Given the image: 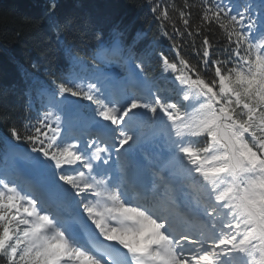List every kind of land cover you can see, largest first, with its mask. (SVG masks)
I'll return each mask as SVG.
<instances>
[{"label": "snow or ice", "instance_id": "1", "mask_svg": "<svg viewBox=\"0 0 264 264\" xmlns=\"http://www.w3.org/2000/svg\"><path fill=\"white\" fill-rule=\"evenodd\" d=\"M149 3L175 59L113 29L94 59L126 75L73 56L81 73L33 78L35 122L0 131L2 264H264V0H201L197 22ZM51 23L63 45L71 20Z\"/></svg>", "mask_w": 264, "mask_h": 264}, {"label": "trees", "instance_id": "2", "mask_svg": "<svg viewBox=\"0 0 264 264\" xmlns=\"http://www.w3.org/2000/svg\"><path fill=\"white\" fill-rule=\"evenodd\" d=\"M51 2L0 0V131L6 130L12 123L35 122L38 118L41 105L32 84L33 78L50 82L72 71L82 72V67L73 65V56L87 62L90 71L98 60L94 57L101 43L115 38L113 29L123 33L120 39L125 45L135 39L137 50L149 48L156 54L163 51L170 59L176 58L173 41L162 34V22L151 11L149 0H56L54 13L49 11ZM156 2L163 7L175 4L177 8H183L185 0H153V3ZM200 2L188 0L193 5L188 9L193 22L198 20L196 5ZM169 15L183 30L178 13L171 7ZM53 17L61 25L71 20L70 26L63 32V45L56 39L51 23ZM163 30L173 34L170 24ZM98 31L101 33L99 40L96 38ZM140 32L144 35L136 39ZM210 39L224 43L218 28L213 29ZM199 41L200 37H197V45ZM65 49H70L71 54H66ZM181 54L193 63L197 60L190 43L183 47ZM159 68L157 55H153L145 73L158 81L160 94L163 95L170 84L160 79Z\"/></svg>", "mask_w": 264, "mask_h": 264}, {"label": "rangeland", "instance_id": "3", "mask_svg": "<svg viewBox=\"0 0 264 264\" xmlns=\"http://www.w3.org/2000/svg\"><path fill=\"white\" fill-rule=\"evenodd\" d=\"M81 60V59H80ZM82 61V60H81ZM78 67H81V65H79Z\"/></svg>", "mask_w": 264, "mask_h": 264}]
</instances>
